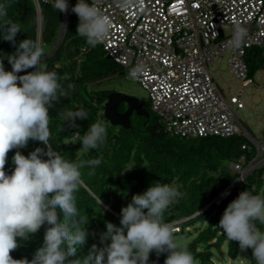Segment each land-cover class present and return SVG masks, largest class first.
I'll return each instance as SVG.
<instances>
[{"label": "clouds", "instance_id": "clouds-1", "mask_svg": "<svg viewBox=\"0 0 264 264\" xmlns=\"http://www.w3.org/2000/svg\"><path fill=\"white\" fill-rule=\"evenodd\" d=\"M71 1L54 0L52 4L63 13V21L64 13L68 11L66 31ZM50 2L33 0L38 15L35 41L27 38L17 45L16 36L22 30L21 26L11 19H5L0 25V37L15 46V51L5 56L12 66L11 71H6L3 60H0V264H92L93 261L94 264H148L149 255L153 251L157 256L167 253L164 264H196L192 253L186 247H180L174 237L182 233L181 225L189 219L172 224L163 220L164 210L181 193L172 185L161 182H155L143 194L132 197L131 202L121 209L120 226L107 222V230L100 237L103 247L93 244L88 257L82 260L69 259L77 254L78 248L87 242L89 235L86 227L88 216L81 215L76 206L75 193L80 184L87 188L82 183L80 170L88 167L92 169L88 174L93 175L101 160L77 158L69 161L48 143L49 108L59 99L57 91L60 84L57 74L48 71L45 63L57 51L66 35L65 32L60 42L62 21L58 42L44 56L43 48L46 44L42 4ZM131 3L132 0H124L123 6ZM71 12L79 18L77 34L85 37L88 45L96 47L104 42L111 29V21L94 2L78 0ZM0 17H7L4 5H0ZM245 34V29L237 25L232 42L239 46ZM30 68L31 72L17 75ZM137 74L138 70L133 69L131 77L135 79ZM248 79L251 80L250 86L252 78L249 74ZM144 108L148 111L146 104ZM119 112L124 113L125 110L119 109ZM63 115L73 125L77 118H87L83 110L67 111ZM75 135L80 138L79 133ZM106 137L107 129L102 121L90 124L88 131L80 138L83 145L81 150L97 148L105 143ZM29 140L39 141L45 147H37L28 156L16 151L12 157L14 170L10 175L7 174L5 165L8 153L26 147ZM257 144L264 148V144ZM262 152L259 154L258 151L257 157L245 169L242 167L244 158L231 165L240 174L232 187L245 181L256 168L264 165H261L264 159ZM236 164L241 169L234 167ZM257 221L264 225V198L246 190L229 203L219 228L223 229L229 240L239 242L242 250L251 248L257 264H264V231L257 227ZM45 223L48 227L43 246L35 252L33 258L14 259L11 253L20 246L19 241L28 240L30 234H35Z\"/></svg>", "mask_w": 264, "mask_h": 264}, {"label": "trees", "instance_id": "trees-1", "mask_svg": "<svg viewBox=\"0 0 264 264\" xmlns=\"http://www.w3.org/2000/svg\"><path fill=\"white\" fill-rule=\"evenodd\" d=\"M52 2L53 0L42 4L46 44L43 48L44 56L52 51L54 45L50 43L55 33L53 34L47 18V9L54 8ZM0 5H4L7 12V17H0V25L5 19H11L21 26L22 30L16 36L17 45L27 38L35 41L38 15L33 0H0ZM73 6L72 0L65 38L45 63L48 71L57 74L60 84L57 91L59 99L49 108L48 143L66 160L98 158L101 164L95 168L93 175L88 174L92 171L88 167L80 170L82 183L87 188L80 184L75 193L76 206L81 215L88 216L86 227L89 235L87 242L69 259L82 260L88 257L93 244L103 247L100 237L107 230V222L120 226L121 209L131 202L132 197L143 194L155 182H161L172 185L181 193L164 210L163 220L172 224L189 219L181 225V234L193 236V240L183 247L192 253L196 264H221L225 253L230 263L236 264L241 250L239 242L229 240L223 229L219 228V222L229 203L238 198L241 192L248 190L253 195L264 198V165L256 168L245 181L232 187L240 174L231 165L244 158L242 167L245 169L257 157V149L242 136L189 139L175 136L168 133L159 118H153L151 114L148 120L134 114L128 130L121 127L113 129L114 126L100 114L99 108L100 102H106V97L111 92H98V98L91 96V99H85L82 93L89 92L92 83H100L116 75L113 66L115 63L108 62L99 44L91 47L85 37L82 40L77 35L75 21L79 18L71 12ZM58 13L60 22L56 17L55 25L63 21V13ZM14 51L15 46L0 37V60H3L6 71H11L12 66L5 56ZM245 60L250 78L264 70V53L261 48L249 49ZM31 71L32 68L17 75H25ZM125 109L124 106L122 111ZM77 110L86 112L87 118H77L74 125L67 122L63 113ZM97 121H102L106 126L105 143L95 149L81 150L83 145L80 138L88 131L90 124ZM76 133L80 134V138ZM37 147L45 146L39 141L29 140L26 147L11 150L5 165L6 173L10 175L14 170L12 157L16 151L28 156ZM210 204L212 205L209 206ZM197 213L199 214L196 217L191 218ZM256 223L264 231V225L258 221ZM47 227L45 223L35 234H30L28 240H20V246L11 253L12 257L31 260L35 252L43 246ZM246 250L250 264H257L252 249ZM166 258L167 253L157 256L153 251L149 255L148 264H163Z\"/></svg>", "mask_w": 264, "mask_h": 264}, {"label": "built area", "instance_id": "built-area-1", "mask_svg": "<svg viewBox=\"0 0 264 264\" xmlns=\"http://www.w3.org/2000/svg\"><path fill=\"white\" fill-rule=\"evenodd\" d=\"M87 2H94L111 21L99 45L130 77L138 70L131 78L148 92L152 111L169 133L249 141L233 111L245 105L237 97L225 98L209 66L230 50L231 71L249 86L245 57L254 46L264 51V0H132L127 6L124 0ZM237 25L246 32L239 46L232 42ZM227 28L232 34L223 37Z\"/></svg>", "mask_w": 264, "mask_h": 264}, {"label": "rangeland", "instance_id": "rangeland-1", "mask_svg": "<svg viewBox=\"0 0 264 264\" xmlns=\"http://www.w3.org/2000/svg\"><path fill=\"white\" fill-rule=\"evenodd\" d=\"M52 3H54V0ZM73 4L75 6V0H73ZM58 12L59 10L55 8L47 9V18L49 24H51L50 27L51 30H53V34L55 33L54 39L50 43L51 45L56 44L60 36L62 23L59 25H55V23H57L55 21L56 17L60 22V16H57V14H59ZM78 23L79 20H76V27L78 26ZM231 34L232 31L230 28L222 31L223 37L230 36ZM78 36L82 37L80 35ZM81 39L84 40L83 37ZM230 59L231 51L228 50L224 53L223 56L217 58L209 66L210 71L213 73L215 82L217 83L227 100L230 101L231 97L235 96L239 97L245 104L246 107L244 109H238L236 106H234L233 111L236 117L241 121L245 130L248 132V139L250 143L258 148L259 146L257 143L264 144V70L258 71L252 78V84L245 88L242 81L239 80L231 71ZM107 60L108 62H112L109 57H107ZM113 66L115 68L116 75H113L112 77L105 79L100 83H92V85L89 87V92L82 93L85 99H89L91 96H94V98H98V92L103 93L105 91H110L111 93H123L143 100L151 116L153 118H157L156 114L152 111L150 97L145 88L140 83L133 80L124 68L116 64H114ZM90 91H93V93H90ZM105 104L106 102H100L99 108L101 110L100 114L102 116H104ZM113 129H117V127H113ZM262 154L264 155V152H262ZM262 161L261 165L264 164V159ZM174 237L180 247L187 245L193 240V236L187 237L186 234L174 235ZM223 252L225 253L226 249H224ZM221 260H223L221 264H233L230 263V261L227 259L226 253L223 255ZM236 264H250L249 255L246 249L240 250V257Z\"/></svg>", "mask_w": 264, "mask_h": 264}, {"label": "water", "instance_id": "water-1", "mask_svg": "<svg viewBox=\"0 0 264 264\" xmlns=\"http://www.w3.org/2000/svg\"><path fill=\"white\" fill-rule=\"evenodd\" d=\"M68 15L64 13V21L60 42H62L66 32V18ZM125 103L128 108L124 113L119 112V106ZM145 102L139 98H135L123 93L113 92L108 95L107 102L105 104V118L110 122L112 126H120L124 129H129L131 124V117L134 113L138 116L146 119L150 118L149 112L144 108Z\"/></svg>", "mask_w": 264, "mask_h": 264}, {"label": "flooded vegetation", "instance_id": "flooded-vegetation-1", "mask_svg": "<svg viewBox=\"0 0 264 264\" xmlns=\"http://www.w3.org/2000/svg\"><path fill=\"white\" fill-rule=\"evenodd\" d=\"M124 106L126 107V109H125V111H126L127 108H128L126 104H121L120 107H119V109L122 111V110L124 109ZM122 108H123V109H122ZM133 116H134V115H133Z\"/></svg>", "mask_w": 264, "mask_h": 264}]
</instances>
